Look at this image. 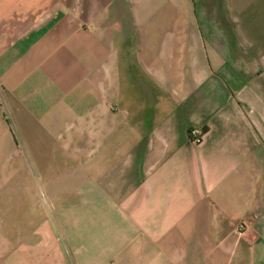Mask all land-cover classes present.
Returning a JSON list of instances; mask_svg holds the SVG:
<instances>
[{"label":"crops","instance_id":"0c3cea01","mask_svg":"<svg viewBox=\"0 0 264 264\" xmlns=\"http://www.w3.org/2000/svg\"><path fill=\"white\" fill-rule=\"evenodd\" d=\"M0 264H264V0H0Z\"/></svg>","mask_w":264,"mask_h":264},{"label":"built area","instance_id":"2783aa9c","mask_svg":"<svg viewBox=\"0 0 264 264\" xmlns=\"http://www.w3.org/2000/svg\"><path fill=\"white\" fill-rule=\"evenodd\" d=\"M190 136L194 143L200 144L203 141L204 133L198 129H192Z\"/></svg>","mask_w":264,"mask_h":264},{"label":"rangeland","instance_id":"374dc122","mask_svg":"<svg viewBox=\"0 0 264 264\" xmlns=\"http://www.w3.org/2000/svg\"><path fill=\"white\" fill-rule=\"evenodd\" d=\"M14 201H15V199H13V204L15 203Z\"/></svg>","mask_w":264,"mask_h":264}]
</instances>
